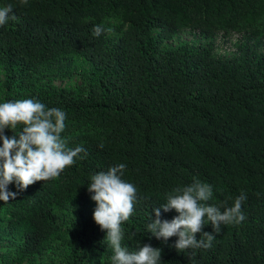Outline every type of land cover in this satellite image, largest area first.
<instances>
[{"label": "trees", "instance_id": "obj_1", "mask_svg": "<svg viewBox=\"0 0 264 264\" xmlns=\"http://www.w3.org/2000/svg\"><path fill=\"white\" fill-rule=\"evenodd\" d=\"M9 4L15 19L0 26V103L61 109V138L85 152L58 178L0 201V264H112L87 187L121 163L122 179L137 189L122 247L160 248L162 264H264V0H0ZM184 31L208 43L165 45ZM228 34L241 39L222 59L212 38ZM73 58L87 65L75 71L79 85L44 82L53 67L71 76ZM194 179L212 187L206 205L231 206L246 194L245 220L222 224L208 249L179 251L177 237L157 240L148 224L154 207ZM8 190L18 191L15 183Z\"/></svg>", "mask_w": 264, "mask_h": 264}, {"label": "clouds", "instance_id": "obj_2", "mask_svg": "<svg viewBox=\"0 0 264 264\" xmlns=\"http://www.w3.org/2000/svg\"><path fill=\"white\" fill-rule=\"evenodd\" d=\"M23 4L27 0H21ZM11 4L0 7V26L15 19ZM103 31L102 26L93 30L95 36ZM66 113L58 108L48 109L44 104L33 99L0 103V201L8 203L15 200L20 191L40 182L54 180L76 162V158L85 150L78 146L69 149L61 138L66 125ZM21 127L18 134L11 138L4 135L5 129ZM103 147V145H100ZM83 159V156H80ZM125 164L110 167L91 176L87 191L96 208L93 220L101 231L106 233L109 246L113 250L112 264H162L161 249L150 244L140 246L137 251L122 247L123 222L129 220L136 201V187L122 179ZM15 183L18 191L8 190ZM213 195L212 187L194 179L185 187H177L167 195V202L152 209V219L148 231L157 240L167 242L177 237L176 250L208 249L219 233L221 225H238L245 220L241 211L242 203L247 199L243 192L235 198L231 206L225 201L220 206L206 205ZM175 211L171 220H162L161 213ZM211 224L212 232H203ZM197 234L202 238L197 239Z\"/></svg>", "mask_w": 264, "mask_h": 264}, {"label": "rangeland", "instance_id": "obj_3", "mask_svg": "<svg viewBox=\"0 0 264 264\" xmlns=\"http://www.w3.org/2000/svg\"><path fill=\"white\" fill-rule=\"evenodd\" d=\"M240 39L241 36L239 34L217 35L213 37L212 42L216 55L221 57L222 59H227L231 57L234 53L235 44ZM184 42L187 43L196 42L200 45H204L208 43V40L201 39L200 36L197 35L196 33L184 31L178 33L173 40L165 42V45L167 47L174 48ZM64 63H66V61H64ZM86 68L87 65L81 59L73 58L69 63V67L67 68L68 72L72 73L71 76L61 78V75L65 74V68L53 67L50 70L44 82L59 87H73L79 85L84 80L82 75L76 74L75 71L81 72L82 69H86ZM2 85H3V75L0 72V92L3 90ZM4 243L5 241L2 240L1 244ZM48 263H49L48 258H42V259L32 258L30 260L25 261L24 264H48Z\"/></svg>", "mask_w": 264, "mask_h": 264}]
</instances>
